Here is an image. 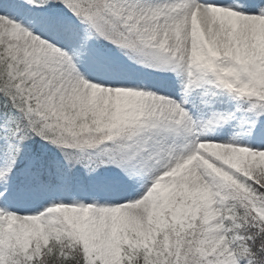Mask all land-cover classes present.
<instances>
[{
    "label": "snow or ice",
    "instance_id": "1",
    "mask_svg": "<svg viewBox=\"0 0 264 264\" xmlns=\"http://www.w3.org/2000/svg\"><path fill=\"white\" fill-rule=\"evenodd\" d=\"M0 264H264V0H0Z\"/></svg>",
    "mask_w": 264,
    "mask_h": 264
}]
</instances>
